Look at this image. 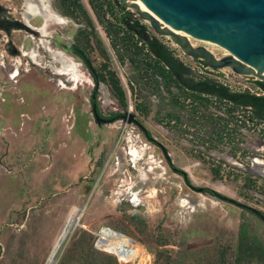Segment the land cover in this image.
<instances>
[{
    "label": "rangeland",
    "instance_id": "374dc122",
    "mask_svg": "<svg viewBox=\"0 0 264 264\" xmlns=\"http://www.w3.org/2000/svg\"><path fill=\"white\" fill-rule=\"evenodd\" d=\"M27 2L34 9L28 21L42 33L40 47L29 52L38 65L16 77L0 69V264H67L64 254L68 264H78L92 242L121 258L119 264H218L220 251L224 264H231L243 228L248 242L264 248V220L247 208L264 213V122L249 120L240 108L230 113L228 102L212 98L191 106L182 97V107L173 106L164 87L153 91L127 58H118L88 0L80 2L91 26L82 15L65 16L58 0ZM126 8L189 66L193 80L259 92L254 76L231 68L209 71L202 59L187 56L171 36L156 34L148 20ZM26 41L25 50L36 46V38ZM74 44L84 50L97 83L66 50ZM104 63L117 74L126 106L113 92ZM94 90L102 115L125 117L97 124ZM171 111L178 120L166 117ZM126 143L142 148L137 166L145 165L146 183L131 168ZM128 197L133 204L139 197L140 205ZM102 227L132 242L124 251L103 237Z\"/></svg>",
    "mask_w": 264,
    "mask_h": 264
},
{
    "label": "trees",
    "instance_id": "16d2710c",
    "mask_svg": "<svg viewBox=\"0 0 264 264\" xmlns=\"http://www.w3.org/2000/svg\"><path fill=\"white\" fill-rule=\"evenodd\" d=\"M88 1L118 58L120 60L127 58L136 68L142 82L150 86L153 91L160 93L164 87L171 94L173 106L182 107L183 104L180 102L182 97L183 99L190 98L191 106L193 103L206 105L212 98L220 102H228L230 113L236 108H240L249 114V120L254 118L264 122V81L255 80L256 86L261 90L260 94H255L246 90L231 91L227 85L212 79L193 80L190 76L189 66L175 57L172 50L154 34L147 32L145 24L125 5L119 3V0ZM58 4L63 9L65 16L82 15L86 18L87 24L92 25L80 0H58ZM115 8L120 11L119 14L115 12ZM97 42L100 45L99 39ZM100 50L108 58L106 50L104 48H100ZM107 67L108 64L104 63L103 68L108 72L111 88L122 104L126 106L125 91L120 80L117 74ZM129 82L131 84V81ZM172 87L177 88L178 92H174ZM117 117L114 116L113 119ZM166 117L169 120H178L179 116L176 112L171 111L167 112ZM147 136L150 139L149 133ZM176 171L185 176L182 170L177 168ZM214 171L217 175L218 170ZM185 180L190 185L188 178L185 177ZM198 190L214 197H221L217 192L207 187H199ZM260 213L264 216L263 212ZM243 229L238 238V244L235 246L231 264H264V248L260 244L254 245L248 242ZM157 243L162 244L163 242L158 240ZM152 253L158 258L161 255V250L152 249ZM65 256L64 254V260L68 264V258ZM220 257L222 258L218 264H224V251H220ZM78 259V264H119L115 256L93 248V242L86 246L79 254Z\"/></svg>",
    "mask_w": 264,
    "mask_h": 264
},
{
    "label": "water",
    "instance_id": "95a60500",
    "mask_svg": "<svg viewBox=\"0 0 264 264\" xmlns=\"http://www.w3.org/2000/svg\"><path fill=\"white\" fill-rule=\"evenodd\" d=\"M119 3L127 5L125 0ZM131 4L156 34L171 36L187 56L202 59L211 68L229 67L264 81V0H131ZM247 208L264 220L258 210ZM99 241L100 236L96 248Z\"/></svg>",
    "mask_w": 264,
    "mask_h": 264
},
{
    "label": "flooded vegetation",
    "instance_id": "af4514ba",
    "mask_svg": "<svg viewBox=\"0 0 264 264\" xmlns=\"http://www.w3.org/2000/svg\"><path fill=\"white\" fill-rule=\"evenodd\" d=\"M27 1L28 0H0V69L10 71L14 77L18 76L20 74V70H23L25 67H26L25 70H27V68L35 67L36 65H38L32 60V55L29 52H31L33 49H37L42 44V43L40 44V38L42 33L39 31V29L31 26L30 22L28 21V15L33 14L32 11L34 9L31 8L32 11L30 12L28 8V6L30 5L29 2ZM29 36L32 38H36L37 43L35 47L32 46L30 47V49L25 50L27 43L26 39ZM66 50L70 51L72 54L78 56L82 60V62L87 67V69L90 70V74L94 76V80L97 83V73L94 71V68L91 66L90 61L87 59L84 50L75 44L67 46ZM56 73H53L54 74L53 76H57L60 74V72H56ZM68 78H71V76L70 77L68 76ZM71 80L73 81V79ZM95 94L96 91L94 90L92 96L90 97V100L92 103L94 120L97 124L113 122L119 117L121 118L125 117L124 114H120V113H112L110 116L102 115L98 111V106L95 101ZM96 114L99 120H97ZM114 116L115 117L118 116V117L116 119H113ZM130 118L132 119V121H135L133 119V116L130 115ZM147 133L148 132H144L145 136L147 135ZM134 145H136V143H134L133 145L129 143L127 144L128 147L127 151L130 154L129 159L131 160L130 166H132L131 168H134V170L136 171L137 178L139 179V181L146 183L145 181L147 179L143 175L145 171L143 169L146 168L145 165L143 164L137 166L138 161L143 157V151L141 147L137 148V146L135 147ZM161 150L163 151V156L166 162H169L170 164V160L167 156L166 150L163 147ZM145 162L146 161H144L143 163ZM173 169L176 171L177 168L175 169L173 167ZM180 174L184 176L183 173ZM196 189L198 190V188ZM142 190H145V188ZM140 192L141 189H139L137 193ZM131 198L132 197H128L127 201H129V203H131L133 206L138 207L141 203L140 198L138 197L139 201L136 204L132 203ZM122 199L125 198L122 197Z\"/></svg>",
    "mask_w": 264,
    "mask_h": 264
},
{
    "label": "bare ground",
    "instance_id": "6f19581e",
    "mask_svg": "<svg viewBox=\"0 0 264 264\" xmlns=\"http://www.w3.org/2000/svg\"><path fill=\"white\" fill-rule=\"evenodd\" d=\"M125 2H126V4L128 5V6H130L132 9L134 8V11H141V10H139L137 7H135L133 4H131V0H125ZM160 27L162 28V29H165V28H163L161 25H160ZM242 66H246L247 67V65H245V64H243L242 63ZM255 75V74H254ZM102 235H103V237H105V238H107V239H109V240H113V241H116L117 243H120V247L121 248H126L129 244H128V242H132V241H130V240H128V239H124V238H122V237H118L115 233H113V232H111V231H109L108 229H104L103 231H102ZM133 246H135L134 244H133ZM124 251H125V249H124Z\"/></svg>",
    "mask_w": 264,
    "mask_h": 264
},
{
    "label": "built area",
    "instance_id": "2783aa9c",
    "mask_svg": "<svg viewBox=\"0 0 264 264\" xmlns=\"http://www.w3.org/2000/svg\"><path fill=\"white\" fill-rule=\"evenodd\" d=\"M206 68H208V69H210L209 71H212V72H219V70H223V69H230L229 67H223V68H217V69H215V68H211V67H209V66H205ZM231 70V69H230ZM246 79H249L248 77H246ZM251 80H253V84L255 85V87H256V89H258L259 90V92H252V93H255V94H260V92H261V90L259 89V87H257L256 86V84H255V78H251ZM240 84L242 85V86H244L241 82H240ZM246 86H244V88H245Z\"/></svg>",
    "mask_w": 264,
    "mask_h": 264
}]
</instances>
